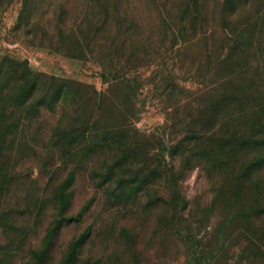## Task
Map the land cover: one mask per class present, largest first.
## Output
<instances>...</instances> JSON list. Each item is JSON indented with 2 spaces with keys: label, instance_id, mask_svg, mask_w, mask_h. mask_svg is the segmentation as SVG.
Segmentation results:
<instances>
[{
  "label": "rangeland",
  "instance_id": "obj_1",
  "mask_svg": "<svg viewBox=\"0 0 264 264\" xmlns=\"http://www.w3.org/2000/svg\"><path fill=\"white\" fill-rule=\"evenodd\" d=\"M206 2L205 35L175 54L163 39L167 7L161 1L29 0L23 15L24 0H0V64L26 63L30 86L46 81V88L51 79L74 84L55 107L57 135L64 131L68 141L82 142L72 131L95 113L97 128L115 124L146 154L126 156L115 170L109 154L73 152L64 158L55 149V166L45 160L20 169L32 172V193L27 202L14 203L17 212L10 207L15 227H0V264H264V164L250 170L254 152L224 149L233 132L247 134L259 118L251 114L264 99V0H246L231 18L221 0ZM107 6L120 18H133L134 31L141 30L137 43L146 46V54L134 55L137 71L122 81L101 77L107 55L86 44L100 46L105 33L90 20L76 31L82 53L67 54L76 48L71 34L61 40L43 35L59 16L74 25L75 15L95 13L102 25ZM111 23L121 41L130 25L120 30L119 20ZM235 38L242 46L233 54ZM58 45L60 52L53 49ZM251 59L261 60V67L232 74ZM124 80L129 83L120 85ZM80 98L84 105L77 109ZM182 100L166 122L164 109ZM194 110H203V122L187 117ZM70 170L76 172L68 213L74 221L61 234H44L51 214L44 201L49 173L62 178L59 184ZM111 170L124 188L119 182L100 185Z\"/></svg>",
  "mask_w": 264,
  "mask_h": 264
},
{
  "label": "trees",
  "instance_id": "obj_2",
  "mask_svg": "<svg viewBox=\"0 0 264 264\" xmlns=\"http://www.w3.org/2000/svg\"><path fill=\"white\" fill-rule=\"evenodd\" d=\"M85 1L89 2L90 0ZM95 1L97 3L99 2V0ZM150 1L154 5L161 1L163 2L164 9L167 7V10L165 9L166 15L163 16L162 21L165 29L163 39L168 44L167 50H171V53H179L181 48L184 50L190 47L195 40H199L196 39L197 37L200 38L205 35L202 29L204 20H206L205 7L207 0ZM245 1L221 0V8L223 12H229L228 14L231 18L236 16L238 8ZM28 8L29 0H24L23 15H25ZM114 9L115 7L109 8L107 6L106 19L108 21L105 20L102 25L97 24L99 22L96 19L97 16L95 13L75 15L74 25L65 23L62 19L63 16H59L57 24L49 30L44 29L43 35L52 40L56 37L61 40L64 35L71 34L76 40L75 46H73L76 48L74 52H68L67 54L82 53V49L84 48L83 42L78 40L76 31L81 32L83 23L86 20H90V24L95 23L97 25L96 31H104L105 33L104 42L99 43L100 46L94 45L93 47L90 44H86L88 49L97 48L102 52L105 51V56L107 55V64L104 63L100 66L102 72L101 77L107 78L108 75H112L114 81H122L129 72L137 71L134 68L136 69L137 66L135 64L138 61L136 59L134 60V55L140 54L141 52L146 54V49L143 48L146 46L137 43V38L141 30L138 32L134 31L135 26L132 24L134 22L133 18L131 20L125 17L120 18L119 13L114 11ZM129 9L128 11H130ZM112 19L115 21L119 20L117 24L120 30L124 28L125 22H128L130 25L128 28L125 27L121 41H117L116 39L117 35L111 25ZM66 36L65 38H67ZM241 43L238 38L232 40L231 53L236 54L240 52ZM59 48L60 46L58 45L54 46L53 49L60 52L61 50ZM259 67H261V60L251 59V61L242 65L237 64L232 74H246L249 69H258ZM51 81H53L52 85L46 88L44 85L46 81L42 85L36 83L30 86L29 70L26 63L5 60L4 63L0 64V227L6 228L7 226H11L10 231L12 226L17 223L15 220L17 214L10 207L15 202L18 203L20 201L22 203V200L27 202L33 188L31 186L32 172L26 170L22 172L20 169L30 164H44L45 160H48L50 165L55 166L54 162L56 161L53 158L55 156V149L63 151L64 158H66V155L71 156L73 152H78L81 155L84 154L83 152H88L89 155L109 154L113 162L111 168L115 170L121 168L127 158H136L139 154H145L141 150L143 147L140 146V148L139 145L123 137V130L117 128L115 124L97 128L95 126L97 123L95 113H91L85 121H82L77 126L78 128L76 127L74 129L75 131H72L73 134L75 133L81 138L82 142L75 145L73 141H68V134L63 133L64 131L60 132L61 135H57L59 129L54 124L55 107L62 99L64 93L70 89V85L74 84L55 79H51ZM123 83L126 85L129 81L124 80L120 85ZM219 84L220 82L215 83L216 86ZM75 86L77 88L85 87L79 84ZM42 89L43 92L41 91ZM164 89L168 93L173 91L168 85ZM38 90L41 93L36 97L35 93ZM227 98L229 100L232 99L230 95ZM183 101L173 103L164 109L167 117L166 122L170 121L169 119H171L170 117L172 115L177 114L181 105L184 103ZM75 104L78 109L81 105H84V100L80 98ZM93 104L97 107L95 99H93ZM257 108L258 111L252 112L251 115L252 117L256 115L259 118H257L256 123L250 125L247 134L233 132L229 139L230 143L224 146V149H227L228 152L235 150L232 152L239 153V150L236 151V149L243 148L244 150V147L247 152H254L257 156H254L248 164L249 169L253 171L259 170L264 164V99L257 104ZM254 109L256 108H253L251 111ZM193 113V116H187L190 120L204 121L201 119L203 110H194ZM131 125H134V123H131ZM193 134L196 135L198 133ZM47 155H51L50 158H45ZM126 156L129 157L125 158ZM65 166L70 167L71 165L66 163ZM49 176L50 182L46 185L44 193L46 194L49 190V196L44 198V201L47 202L48 199L51 214L49 215L50 221L44 230V234H61L63 227L74 221V217L68 216V213L73 201L72 187L76 181V172L73 170L68 171L66 176H64L65 178L59 184H57V180L62 178H55V171L50 172ZM113 182H119L121 189L126 185L125 182H121L116 178L113 170H111L110 175L101 176L100 185H110ZM39 199L43 201V197ZM18 205L14 204V208L17 209L15 210L16 212L18 211ZM35 208L38 210L40 206H35Z\"/></svg>",
  "mask_w": 264,
  "mask_h": 264
}]
</instances>
